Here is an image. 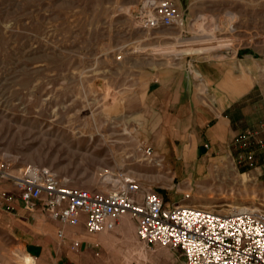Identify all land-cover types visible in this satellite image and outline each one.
Here are the masks:
<instances>
[{"label": "rangeland", "instance_id": "obj_1", "mask_svg": "<svg viewBox=\"0 0 264 264\" xmlns=\"http://www.w3.org/2000/svg\"><path fill=\"white\" fill-rule=\"evenodd\" d=\"M173 1L181 25L151 28L138 22L146 0H0V209L20 199L14 178L34 165L93 191L112 190L127 176L173 203L264 210V0ZM199 15L213 18L214 37L200 31L185 47L220 49L163 55L178 47L180 33L183 40L195 34ZM209 63L248 70L254 84L234 112L229 162L166 165L168 145L157 137L162 110L150 109L147 86L186 73L215 110L196 67ZM250 76L236 78L239 92ZM110 234L106 264L180 262L179 252L141 242L129 215ZM11 243L0 225V256Z\"/></svg>", "mask_w": 264, "mask_h": 264}, {"label": "built area", "instance_id": "obj_2", "mask_svg": "<svg viewBox=\"0 0 264 264\" xmlns=\"http://www.w3.org/2000/svg\"><path fill=\"white\" fill-rule=\"evenodd\" d=\"M142 12L138 22L151 28L181 25L173 0H146ZM145 153L151 155V149ZM14 179L25 208L40 205L64 225L83 221L89 233H98L114 229L129 215L141 242L179 252V264H264V210L220 213L173 203L127 176L118 177L116 187L109 191L70 186L49 169L34 165L24 167ZM78 245L73 241L71 248Z\"/></svg>", "mask_w": 264, "mask_h": 264}, {"label": "crops", "instance_id": "obj_3", "mask_svg": "<svg viewBox=\"0 0 264 264\" xmlns=\"http://www.w3.org/2000/svg\"><path fill=\"white\" fill-rule=\"evenodd\" d=\"M196 67L204 78L203 85L197 79L201 91L204 92L208 85L210 94L217 99L215 110L197 95L192 78L186 73L162 75L151 81L146 89L150 109L162 110L157 120L163 127L157 137L161 139L160 144L168 145L162 150L166 154V165L228 163L227 147L238 133L236 106L246 102L254 88L248 70L237 74L210 63ZM243 72L250 77L248 86L239 92L236 78ZM0 225L9 231L13 241L0 256V264H24L25 256L32 259L29 264H106L103 256L108 246L103 241L109 239L110 232L115 229L89 233L83 221L78 225H64L50 217L40 205L26 209L18 198L0 209ZM60 232L63 237L59 236ZM73 241L79 242L75 249L71 248ZM177 258L181 262L182 257Z\"/></svg>", "mask_w": 264, "mask_h": 264}, {"label": "bare ground", "instance_id": "obj_4", "mask_svg": "<svg viewBox=\"0 0 264 264\" xmlns=\"http://www.w3.org/2000/svg\"><path fill=\"white\" fill-rule=\"evenodd\" d=\"M221 18H219V20H220ZM193 25L195 26V34H193V36H191V38L190 39H185V40H183V38L180 36V34L179 35H177V37H176V39H177V41H179L178 43V47H175V48H171L170 50L168 49V50H163L161 53L163 54V55H165V54H184V53H187V52H189V53H199V52H203V51H207V50H217V49H220V47H218V48H204V49H194V50H192V48L191 47H185V45L187 44V45H189V43H192V42H194L196 39H198V35H199V32L200 31H203V32H205L206 34L205 35H207L209 38L210 37H214V32H215V30H216V25H215V23H214V20H213V18H205V17H203V16H201V15H199V16H197L196 18H195V21H194V23H193ZM207 25V26H206ZM184 29V28H183ZM228 30H230V31H232L233 30V27L232 26H228V28H227ZM211 40H213L214 41V39L212 38ZM216 45V44H215ZM217 45H222V44H217ZM209 46V45H208ZM211 46L213 47L214 46V44L212 45L211 44ZM207 47V46H206ZM161 48V47H160ZM158 54V53H157ZM201 80H203V79H201ZM204 82V81H203ZM91 138V137H90ZM149 161H153V158H149ZM106 177V176H105ZM108 178H105V180H107ZM112 181H114V180H112ZM115 183V182H114ZM249 203H254V201H251V202H249ZM261 206H264L262 203L260 204ZM236 208H238V209H240V210H244V209H248L247 207H236ZM254 211V210H253ZM22 257V256H21ZM23 262H24V264L25 263H27V264H29V263H31L32 262V259L29 257V256H25V257H23Z\"/></svg>", "mask_w": 264, "mask_h": 264}]
</instances>
